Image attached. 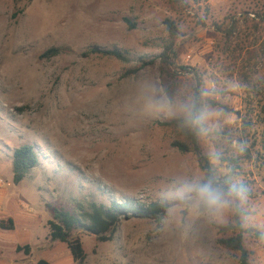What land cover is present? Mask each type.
Wrapping results in <instances>:
<instances>
[{"label":"rangeland","instance_id":"374dc122","mask_svg":"<svg viewBox=\"0 0 264 264\" xmlns=\"http://www.w3.org/2000/svg\"><path fill=\"white\" fill-rule=\"evenodd\" d=\"M168 19L179 29L176 64L199 70L204 83H250L264 72V0H0V218L15 221L14 231L0 230V264H211L204 247L225 249L217 231L202 243L181 242L139 217L121 219L108 241L76 231L83 261L49 237L47 203L79 212V203L92 200L152 202L178 160L201 169L196 154L172 146L177 135L162 121L130 106L138 81L160 77V61L125 74L163 51ZM92 46L119 48L133 61L84 56ZM52 48L60 53L42 57ZM182 76L194 86L192 75ZM214 99L247 141L246 153L236 155L241 177L264 200V88ZM25 144L38 148L43 163L15 185L13 151ZM27 244L30 255L17 251ZM247 245L264 264V243Z\"/></svg>","mask_w":264,"mask_h":264},{"label":"clouds","instance_id":"9594fccd","mask_svg":"<svg viewBox=\"0 0 264 264\" xmlns=\"http://www.w3.org/2000/svg\"><path fill=\"white\" fill-rule=\"evenodd\" d=\"M250 88H264V72L250 83L232 77L219 85L209 80L196 88L168 83L163 77L137 82L130 98L137 115L172 122L179 133L208 148L207 168L199 169L190 160L180 159L175 172L158 190V210L151 217L154 233L170 240L202 243L222 228H256L264 242V200L256 199L238 170L225 162L227 153H246L247 141L234 130L231 113L214 99L242 94ZM204 255L211 264H238L230 249L206 246Z\"/></svg>","mask_w":264,"mask_h":264},{"label":"trees","instance_id":"16d2710c","mask_svg":"<svg viewBox=\"0 0 264 264\" xmlns=\"http://www.w3.org/2000/svg\"><path fill=\"white\" fill-rule=\"evenodd\" d=\"M185 2L186 0H179ZM195 2L199 0H193ZM127 22L131 27L134 25L130 20ZM166 27L170 33V38L164 45L163 51L156 56L145 59H138V64L135 68L129 70L125 76L136 75L149 66H153L160 61V77H163L168 83H182V75H192L194 80L193 88L204 83L202 73L194 67L177 65L176 64V36L179 33L174 21L168 19ZM220 28V27H218ZM221 29V28H220ZM236 27L231 30L229 37L232 36ZM60 53L58 48H52L45 52L42 57L56 56ZM92 55L101 57H113L125 63H131L133 60L127 51L119 48H105L101 46H92L87 49L84 56ZM217 102V101H216ZM225 107V106H224ZM227 108V107H226ZM161 126L171 129L177 138L172 142V146L177 148L181 153H194L200 160L201 169L207 168L208 161L204 154L201 143H196L191 137L182 135L176 130L172 122H159ZM245 158H250L246 156ZM241 160L240 156L226 155L225 162L227 165L234 167L241 175ZM42 157L38 148L32 144H25L13 151V182L19 185L27 178L34 169L42 165ZM253 189V181H246ZM46 208L51 213L52 218L48 221L50 229L49 237L52 241H59L68 245L74 259L83 261L85 252L82 242L79 238L74 237V233L78 230L87 231L95 235L101 241H108L110 235L116 230L121 219H129L132 217L147 218L154 216L158 210L156 201L142 202L131 198H122L120 200H111L108 204L90 201L87 205L78 204L79 212H71L61 206H56L50 203L46 204ZM0 230L14 231L15 221L12 217L0 218ZM218 232V244L226 249L240 253V264H259L255 261L254 252L248 248L249 240L263 244L259 239V232L256 228H250L247 231H241L238 228H222ZM18 252L24 251L26 255H30L31 246H18ZM36 264H53L48 260L40 259Z\"/></svg>","mask_w":264,"mask_h":264}]
</instances>
